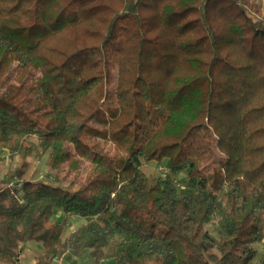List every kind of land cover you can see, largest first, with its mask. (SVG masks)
Wrapping results in <instances>:
<instances>
[{
  "label": "trees",
  "instance_id": "obj_1",
  "mask_svg": "<svg viewBox=\"0 0 264 264\" xmlns=\"http://www.w3.org/2000/svg\"><path fill=\"white\" fill-rule=\"evenodd\" d=\"M33 136L55 182L26 178ZM11 144L0 264L31 241L35 264L87 250L93 264H264L263 0H0ZM83 160L85 180L63 185ZM70 216L85 223L63 238Z\"/></svg>",
  "mask_w": 264,
  "mask_h": 264
},
{
  "label": "rangeland",
  "instance_id": "obj_2",
  "mask_svg": "<svg viewBox=\"0 0 264 264\" xmlns=\"http://www.w3.org/2000/svg\"><path fill=\"white\" fill-rule=\"evenodd\" d=\"M264 3V0H263ZM39 70L35 68L32 70L31 76L34 77L38 75ZM28 144L35 145V149L32 155L29 157V166L26 172V178H33L44 180L47 176L51 179V181L55 182L56 175L54 174L55 171H50L47 167V155L43 154L41 149L39 148V138L37 136L31 137L28 141ZM13 145L11 144L8 148H1L0 149V179L7 178L11 171H14L22 162L21 154L12 151ZM224 159V156L220 154L217 150L215 152V159L211 163V165L206 169V172L215 173L216 170L220 169L221 161ZM89 168V164L87 161L83 160L78 171H70L67 166H62L61 171L59 172L58 177L62 179L63 185L68 186L69 184L73 183L75 187H77L80 183L85 180L87 171ZM145 171L149 175H156L160 172H165V162L161 164L159 167L152 164H146L144 166ZM50 171V172H49ZM185 178L184 174L179 176V180L183 181ZM65 215L61 210H56L53 215V220L55 222L63 221ZM85 223L84 218H78L75 216L69 217L68 225L63 233V238L67 237L70 233L78 229L82 224ZM210 231L214 234L217 232V225L213 224L208 227ZM259 249V255L262 253V249L264 247V243L261 242L257 245ZM23 258L21 260V264H35L36 257L39 256L43 250L44 246L42 242L38 241H31L28 242L23 246ZM61 264H67L72 261H78L79 264H93L94 259L90 256V252L87 250L85 253L80 257L76 258L71 252H68L65 256L58 259ZM107 262H112L111 260Z\"/></svg>",
  "mask_w": 264,
  "mask_h": 264
},
{
  "label": "crops",
  "instance_id": "obj_3",
  "mask_svg": "<svg viewBox=\"0 0 264 264\" xmlns=\"http://www.w3.org/2000/svg\"><path fill=\"white\" fill-rule=\"evenodd\" d=\"M23 256H24V254H22L21 260H22ZM37 257H38V256H37ZM37 257H36V258H37ZM35 263H36V260H35Z\"/></svg>",
  "mask_w": 264,
  "mask_h": 264
}]
</instances>
